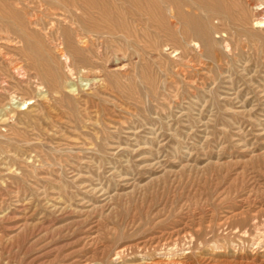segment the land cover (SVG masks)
<instances>
[{"label": "rangeland", "instance_id": "374dc122", "mask_svg": "<svg viewBox=\"0 0 264 264\" xmlns=\"http://www.w3.org/2000/svg\"><path fill=\"white\" fill-rule=\"evenodd\" d=\"M262 1L194 4L210 41L174 18L97 41L71 75L44 51L3 87L0 61V264H264Z\"/></svg>", "mask_w": 264, "mask_h": 264}, {"label": "bare ground", "instance_id": "6f19581e", "mask_svg": "<svg viewBox=\"0 0 264 264\" xmlns=\"http://www.w3.org/2000/svg\"><path fill=\"white\" fill-rule=\"evenodd\" d=\"M23 1L16 0L8 5L9 2L0 0L1 43L19 45L17 51L21 57L13 58L0 45V61L8 64V71L1 74L3 87L7 86L3 79L6 77L18 82L26 81L32 74L28 73L29 69L35 76L41 71L52 72L54 67L41 61L44 51L52 52L48 56L52 60L57 57L71 75L82 68L79 63L84 64L94 55L92 49L97 41H107L117 35L123 42H137L141 41L140 36H151L154 29L172 35L169 24L173 18L181 36L193 32L204 41H210L201 27L203 22L193 8L194 4L204 10L223 5L222 0H37L40 5L45 3L47 6H18ZM263 11L264 0L254 5L252 14L253 24L261 28H264ZM126 43L132 47L133 54H139L134 43ZM97 52L99 55L102 53L100 50ZM93 77H85L88 80L86 84L93 82Z\"/></svg>", "mask_w": 264, "mask_h": 264}]
</instances>
